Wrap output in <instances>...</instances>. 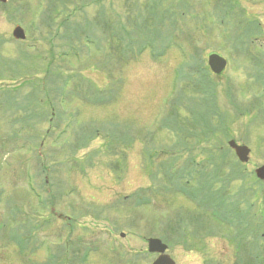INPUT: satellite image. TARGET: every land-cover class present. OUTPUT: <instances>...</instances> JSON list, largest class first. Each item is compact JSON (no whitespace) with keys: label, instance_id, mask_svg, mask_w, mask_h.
Masks as SVG:
<instances>
[{"label":"rangeland","instance_id":"374dc122","mask_svg":"<svg viewBox=\"0 0 264 264\" xmlns=\"http://www.w3.org/2000/svg\"><path fill=\"white\" fill-rule=\"evenodd\" d=\"M156 1L0 2V264H58L65 238L70 264H150L149 236L176 264L264 263V97L243 94L248 54L226 80L238 95H203L186 47L237 50L189 19L193 0Z\"/></svg>","mask_w":264,"mask_h":264},{"label":"flooded vegetation","instance_id":"af4514ba","mask_svg":"<svg viewBox=\"0 0 264 264\" xmlns=\"http://www.w3.org/2000/svg\"><path fill=\"white\" fill-rule=\"evenodd\" d=\"M191 2L193 4L189 5L191 10L188 14L189 19L192 21L201 20L207 23L209 30L214 29L217 33V40L219 37L221 38V44L220 42L217 44L219 48L237 50L236 53L232 51V57L224 55L220 50H215L202 52L199 58L192 51L193 47L189 48L188 46V51L191 53L190 64L194 66L196 71L192 77V84L196 87L200 86L199 89L202 94L208 97H217L219 94L222 96L238 95L242 90L238 88L239 85H235L236 88H231L226 80L231 78V82L235 81L234 74L237 69L234 67V62L237 60L236 54L244 53L245 50V53L248 54L247 61L250 62V67L240 66V69L245 70L244 77L247 79V88L244 89L243 94L263 98L264 0H196L195 3L193 0ZM207 48L209 47H205V49ZM210 52H215L225 59V63L219 71L214 70L216 68L214 63L208 62ZM219 81H223V84L220 85ZM255 85L256 88H254ZM216 90L221 92L218 93Z\"/></svg>","mask_w":264,"mask_h":264},{"label":"water","instance_id":"95a60500","mask_svg":"<svg viewBox=\"0 0 264 264\" xmlns=\"http://www.w3.org/2000/svg\"><path fill=\"white\" fill-rule=\"evenodd\" d=\"M1 1H5V0H1ZM12 34L14 37H23V31L18 25L14 26V28L12 29ZM217 65H220V61L217 62ZM228 144L234 149L237 157L240 160H246L248 148L245 145L235 144L232 140H230ZM255 173L258 177L263 178L264 165L255 168ZM164 247L165 245L161 243L159 239L157 238L148 239V249L151 251L160 252L151 262V264H174L173 261L170 259V257L162 252Z\"/></svg>","mask_w":264,"mask_h":264}]
</instances>
